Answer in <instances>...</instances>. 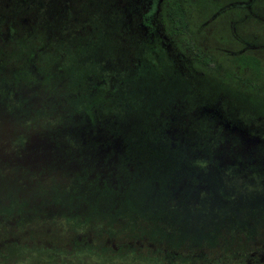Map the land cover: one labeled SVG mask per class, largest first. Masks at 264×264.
Masks as SVG:
<instances>
[{
  "label": "rangeland",
  "instance_id": "rangeland-1",
  "mask_svg": "<svg viewBox=\"0 0 264 264\" xmlns=\"http://www.w3.org/2000/svg\"><path fill=\"white\" fill-rule=\"evenodd\" d=\"M36 2L40 8L36 7V3L32 2L30 7L26 5L24 9H20L17 13L11 10L9 0H0V26H5L3 31L0 30V207L8 202H13V200H17L16 203L21 202L24 192L27 190L35 191L37 185H33L36 180L34 178L46 176L44 174L46 172L51 173L50 170L36 168L42 165L40 159L35 161L36 165H33V169L31 167L29 169L23 167L25 160L21 157L24 154L26 155V153L23 151L18 152V142H20L19 139L22 135L19 126L22 129L24 127L28 128L30 123L31 125L34 123V120L43 124L46 122L50 123L59 113L65 116L62 111L64 108L62 100L57 99L58 97L67 99L69 95L82 93L80 102L86 101L88 103L87 105L82 103L84 106L103 103L107 107L101 109H103V112L110 113V115L106 114L107 121L102 118L98 122L103 123L104 127L110 129V132L119 137L118 142L111 139L110 145L117 144V148L111 150L109 145L100 143L101 139L105 138L104 135H101L100 138L98 132L92 133L90 131L91 122L87 116L84 118L81 114L78 117L80 120L75 118L68 120L66 122L67 125L62 128V134L66 135L67 148L71 149L64 153L66 155L64 158L71 162H67V165L72 166L74 164L75 169L55 170V177H59L62 184L65 185L70 177H76L77 175H82L85 179H88L91 173H96L94 176L99 177L98 168L106 169V174H109L113 179H116L114 173L119 178L125 177L126 170H128V173H132L135 169H124V167L116 169L115 166L119 163L117 158H121L123 152L126 151L134 155L132 163H136V158L144 157L146 161H142L140 165L143 168H148L149 165L157 168L156 162L159 157L163 156L167 167L170 168L172 166V158L175 156L172 154L174 150L170 151L167 149L169 148L167 141H157L155 135L157 126L150 121L148 115L144 114V107L148 103L153 110L158 109L157 115H165L163 126L167 125V121L171 123V119L167 118L168 116L166 115V113L168 114L167 103L169 104L174 99L175 95L171 94L173 93L172 88L177 86V79H167L162 74L161 76L159 74L158 78H156L157 74H155L152 82L156 84L155 86L160 83V87L159 91H156L158 88L154 86L155 91H153L150 86L149 78L151 76L149 71L139 65L135 68L130 62L131 59L135 61L138 59L136 63L147 60H141L140 56H138H143V51L141 50V53L136 52L137 48L129 45L133 41L122 35L119 38V42L116 41V43L119 47H123L121 49L123 54H127L126 56L122 54L117 56V53L111 59H104L100 55L92 56L91 45L94 44L92 40H94L96 35L94 32L98 33V37L100 35V28L92 25L94 23L93 18H96L97 23L99 22L104 30L105 36L102 35L103 43L109 40L111 28L114 26L119 28V14L115 18L116 22L111 23V16H109L106 5L93 8L91 7V1H89L88 7L86 0H71V2L68 1L70 3L67 5H65L63 0H36ZM185 2L189 5V30L198 46L204 50L211 51L215 55L219 53L225 54V49L238 51L245 47L251 48L254 53L261 55L264 63V0H185ZM246 3L249 4L250 10L254 11L255 15L243 21L236 19L230 10L234 8L247 9L249 6L247 8L243 6ZM70 11L74 13L73 17H69L71 16ZM248 12L247 10L244 15H247ZM13 14L16 15L15 25H13L16 29L12 26L9 34L6 23L13 17ZM30 17L31 22H28ZM3 19L4 21L7 19V22H4ZM84 19H87L86 23H88V26L92 25V29L79 26ZM206 19L210 20L204 28L199 30L200 23ZM81 25H84V23ZM43 28L49 30L47 38ZM29 50H34V56H37L34 66L30 65V62L22 57V54L27 57ZM58 63L60 70L56 66ZM181 69L185 70L184 73L186 74L184 77L186 76L188 83H191V88L183 92L182 96L180 95L179 97L177 95L175 97L179 99L178 102L181 109H177L176 118L170 124V130L168 129L165 135L173 138L180 136L181 139L179 141L184 139L188 142L197 140L198 148L201 150L207 146V141L213 134H216V136L223 135L221 138L223 141L230 137L231 140L228 138L230 141L228 144L231 148V154L235 155V160L241 159L242 161L236 163L235 169H264V141L261 140L264 138V93L254 92L249 94L229 88L226 84L214 78V75L208 74L207 70L203 73L201 71L193 72L185 68ZM116 81L117 89L114 86ZM118 82L122 85H118ZM93 84H100V86L95 89ZM99 87L102 90L107 89L105 90L107 94L93 95L92 92L98 90ZM162 90L165 91L166 96L164 98L160 93ZM14 91H16L15 96H13V93L15 94ZM160 95L161 98L157 99L156 97ZM5 96H8L6 100ZM53 98L58 102L55 101L53 103L61 104L58 111L54 112L51 109V111L38 114V116L33 114V117H38L34 120L21 121V118L24 117L22 114L27 115L30 111H45L46 104H48L46 102ZM27 100L29 102L23 106V103ZM69 102L66 101L64 104ZM203 104L211 107L202 108L201 105ZM157 105H159L158 108ZM197 105L200 107L197 108L198 115L195 116L192 111ZM71 107H73V102H70L69 108ZM214 108L218 110L216 113L217 118L221 115L230 124L236 123L234 132L226 129L220 132V127H217L220 125L217 122L220 124L222 122L211 119L208 113L209 111H214ZM9 113L12 114L9 115ZM6 119H12L10 120L11 123L6 125ZM116 119L119 125L116 123ZM12 123L15 124L17 132L9 130L14 129L11 126ZM179 123L181 127L189 128L188 133L177 129ZM253 123L255 127H252ZM149 128H152L149 131L152 130L154 134L147 133L146 130ZM88 130L90 133L85 132ZM248 130L257 133V135L250 134ZM29 133L31 134L32 132ZM94 135L95 137H93ZM148 137L151 141L142 139ZM213 139L218 140L217 137ZM106 142H108V139H106ZM181 143L183 144V142ZM222 149L226 150V148ZM255 149L258 150L256 155L262 156L263 160L255 158L252 160L253 167L250 168L248 153L250 150ZM53 150L59 156H53L50 161L59 163L63 159L64 149L61 151V148L56 144ZM181 152L183 151L179 150L174 153L182 155ZM227 155L222 157L223 163L235 161L228 158ZM252 156L254 157V154ZM174 159L175 162L183 163L182 157L177 158L175 156ZM92 166L97 172L92 169H80V167L90 168ZM167 171L168 169H150L148 177H150L151 172H154V180L157 186L161 187L163 180L167 181L165 175L163 176ZM183 171L185 170L173 173V175H180L182 180L184 173L179 174V172ZM244 172L242 171L240 174L243 179L235 182L234 186L236 187H233V190L241 193L244 198L246 194L250 196L246 199H241L240 195L236 198H231L230 201L232 203L235 201L237 204L234 208L236 213L233 218L236 222L239 219H242L241 221H244V218L247 219L245 224H238L241 227H238L237 231L252 233L256 230L253 235L258 233L261 239L255 238L252 240L251 247L255 246L260 253H264V245H262L264 244V173L260 181H253L250 179L246 180L249 177L252 178V175L248 171L245 174ZM157 177L161 179L157 180ZM152 186H155V184H152ZM17 187L20 188L15 192ZM198 189L201 190V188ZM198 192V190L195 192L197 194L194 199L199 204L201 199ZM204 193V190L201 191V198L203 199L198 205L201 208V214H203L202 205L205 202ZM250 193H253V197ZM38 196L40 197H36L37 202L40 200L39 198L43 197L42 195ZM94 198L104 201L107 196L106 194L97 193ZM169 201L176 202V199H169ZM210 201H215L212 196H210ZM35 203L36 200L35 202L29 201L26 207L31 208ZM81 209L84 210V208L78 210L81 211ZM73 210H76V208ZM75 214L71 218L78 220L77 214L79 213ZM23 215H20L22 219L15 215L0 219V240L8 236L20 239L26 237L24 241H28L30 235L33 234L51 239L52 237L49 235L52 233L51 230L55 228V225L58 228L61 224L59 221H55V218L61 219L64 213L62 209H55V211H47L46 209V211L36 212L31 218L34 219L31 224L28 223L30 218ZM209 215L216 217V212H211L210 210ZM89 216L95 215L92 213ZM91 220L92 218H89L88 223H91ZM188 221L180 220L176 222L175 225H172L173 230L180 231V226L185 223L188 225ZM47 230L49 234L46 232ZM58 233V236H61L60 231ZM69 236L70 234L67 236L63 234L61 238H66L65 240H67ZM258 241H261V244H256ZM247 258L246 261L248 263L249 259ZM262 261H264V258Z\"/></svg>",
  "mask_w": 264,
  "mask_h": 264
},
{
  "label": "trees",
  "instance_id": "trees-1",
  "mask_svg": "<svg viewBox=\"0 0 264 264\" xmlns=\"http://www.w3.org/2000/svg\"><path fill=\"white\" fill-rule=\"evenodd\" d=\"M63 1H65V5L71 2V0ZM89 1H91V7L93 8L101 7V5L108 7L111 23L116 22L117 14H119L120 19L119 28L116 26L111 28L109 40L103 43L104 30L101 28L100 23H97L96 18H93L94 23L92 25L100 28L99 37L95 31L96 35L92 40L94 43L91 45L93 57L100 55L104 59H111L116 56V53L117 56H120V54L126 56L127 54H123L121 49L123 47H119L116 43V41L119 42L122 35L133 41L129 45L137 48L136 52L141 53V50L143 51V56H138L141 60H147L136 63L138 59L136 61L131 59L130 62L135 68L139 65L149 71L151 76L149 81L153 91H155L154 86L156 84L152 82V79L155 74H157L156 78L159 74L160 76L162 74L167 79H177V86L172 88L173 93L171 94L175 95L174 99L169 104L167 103L168 114L166 113V115L167 118L171 119V123L176 118L177 109H181L179 99L175 97L177 95L182 96L183 92L191 88V83H188L186 76L184 77L185 70L183 71L181 68L198 72L202 66H205L212 74L222 77L224 80L234 79L236 72L231 66L223 65L225 72L221 75L218 72L220 64L215 60L213 54L203 52L193 40V35L187 27L190 16L187 8L189 5L186 4L185 0H86L88 7ZM9 2L11 10L17 13L20 9H24L26 5L30 7L32 2L36 3V7H39L36 0H9ZM118 9L120 13H117ZM36 12L38 11L36 10ZM70 13L71 16L69 17H73L74 13L71 11ZM15 16L13 14L8 22L5 19L8 31H11L12 26L15 25ZM86 20L84 19L81 23H84V25L80 24L79 26L92 29V25L88 26ZM28 22H31V17ZM13 27L16 29L15 26ZM156 27L158 30H156ZM4 28L5 26H0L1 31ZM117 29L119 30V36ZM43 31L46 32L47 38L49 30L43 28ZM103 45L105 46L103 47ZM33 51L29 50L27 57L24 54H22V57L34 66L37 56H34ZM138 56L137 58H139ZM56 59L58 58L56 57ZM252 60L253 63H250L252 72L249 73V76H243V79L249 78L250 80L247 81L249 87H245V89L255 91L256 87L263 86V83L259 71V60L255 56H252ZM56 66L59 67V63ZM109 71L111 72V70ZM116 83L117 81L114 86L117 89ZM118 85L122 84L118 82ZM93 86L96 89L100 84H93ZM156 87L158 88L156 91H159L160 83ZM105 90L107 89L102 90L99 87L98 90L92 93L93 95L107 94ZM14 92L13 96L16 95V91ZM160 93L163 98L166 96L165 91L162 90ZM81 95L82 93L69 95L67 99L58 97L57 99L62 100L64 106L62 111L65 116L59 113L50 123L43 124L35 121L34 119L38 117H33V114L38 116V114H44V112L51 111V109L54 112L58 111L61 104L57 105L58 102L54 98L46 102L48 104H46L45 111H30L27 115L22 114L24 115L21 118L22 122L33 119L34 123L32 125L30 123L28 128L24 127L22 129L19 126L22 132L20 141L24 139L23 134L32 132L38 137L50 139L55 146L57 144L61 148V151L64 149L63 159L58 164L47 165L48 163H46L45 169H75L74 164L72 167L67 165V162L70 161L64 158L66 157L64 153L71 148H67L66 135L62 134V128L67 125L66 122L70 119L80 120L78 117L81 114L84 118L87 116L91 122V130H89L92 133L98 132L100 138L101 135H104L105 138L101 139L100 143L109 145L111 150L117 148V144L110 145L109 143L111 139L118 142L119 137L110 132V129L104 127L103 123L98 122L102 118L107 121L106 114L110 115V113L103 112V109H101L107 106L103 103L84 106L82 103L85 105L88 103L86 101L80 102ZM161 95L156 98H161ZM7 98L8 96H5V100ZM176 99L177 101H175ZM55 101L57 103H53ZM66 101L73 102V107L69 108L70 102L64 104ZM27 102L29 100L25 101L23 106ZM53 105L54 107H52ZM146 105L144 114L148 115L150 121L157 126L155 132L157 141H167L169 146L167 149L174 150L172 154L177 158L182 157L183 163L175 162V156H173V158L171 157L172 166L168 168L163 156L157 160V168H153L152 165L143 168L140 165L146 159L144 157L136 158L134 164L132 163L134 155L126 151L123 152L121 158H117L119 163L117 162L118 164L115 166L116 169L121 167L135 169L132 173H128V170H126V174H128H125V177L119 178L114 173L116 179H113L109 174H106V171H102L99 177L92 175L91 178L85 179V177L79 178L80 175H77L76 177H70L65 185L62 184L61 180L56 179L49 184L37 186L34 192L33 190H27L24 192L21 202L16 203L17 200H13V202H8L0 207V214L3 215V218L24 214V217L30 218L28 223L31 224L34 221L31 218L35 213L46 211V209L47 211L62 209L64 216L61 219L55 218V221H59L61 224L58 228L55 225V228L51 230L53 235L52 233L49 234L48 230L46 231L52 237L51 239L37 236V234L30 235L28 241H24L26 237L24 239L15 237L10 239L8 236L2 238L3 240H0V264H264V261H262L264 253H260L255 246L251 247L252 240L255 238L261 239V237L258 233L253 235L256 230L252 233L237 231L238 227H241L238 224H245L247 219L235 221L233 215L236 213L234 208L237 204L235 201L233 203L230 201L231 198H236L239 195L241 199L244 198L241 193L233 190V187H236L234 186L235 182L243 179L240 175L242 171H245L244 174L248 171L252 175V178L249 177L246 180L260 181L264 169H235L236 163L242 161L241 159L235 160V155L231 154V148L228 144L231 138L228 137L229 140L227 138L223 141L221 140L223 137L221 133L222 136L213 134L203 150L198 148L197 140L188 142L184 139L179 141L180 136L176 138L166 136L165 134L171 127V123L167 121V125L163 126L165 115H157L158 109L153 110L148 103ZM158 107L159 105H157ZM199 107L197 105L192 111L195 116L198 115L197 108ZM201 107L210 108L211 106L203 104ZM214 109V111H206L210 114L211 119L222 122L221 124L217 122L220 125L217 126L220 127V132L224 129L234 132L231 126L236 123L230 124L221 115L217 118L216 113L218 110L217 108ZM10 120L12 119H6L7 123L5 124L11 123ZM226 122L229 124L228 126L225 125ZM116 123L118 124L117 119ZM11 126L14 128V132L18 131L14 123ZM252 127H255L254 123ZM150 129L152 128L146 130L147 133L154 134L152 130L149 131ZM177 129L183 132L187 131V133L189 131L188 127H181L180 123ZM89 130L85 132L90 133ZM252 132L250 134L257 135V133ZM214 137H217L218 140L213 139ZM106 139H108V142H106ZM142 139H145V141L150 140L149 137ZM261 140L264 141V138ZM222 148H226V150ZM179 150L183 151L181 152L182 155L174 153ZM257 151L255 149L250 150L249 153L247 152L249 154L248 158H250L248 159L250 168L253 167L252 160L255 158L263 160L262 156L256 155L258 154ZM252 154H254V157ZM226 155L235 161L223 163L222 157ZM41 166L43 169V164ZM80 169L95 168L92 166L90 168L80 167ZM150 169H168L163 174L167 181L163 180L161 187L157 186L154 180V172H151L150 177H148ZM181 170H185L179 172V174L184 173L182 180L180 175H173V173ZM159 179L161 178L157 177V180ZM152 184H155V186H152ZM18 188L20 187H17L15 192L18 191ZM198 188H201V190ZM197 190L201 200L203 199L201 198V191H205V196L202 195L205 198L202 205L203 214L200 213L201 208L198 206L201 200L198 204L194 199ZM97 193L106 194L107 199L102 201V199L94 198ZM250 194L253 197V193ZM38 195L43 197L39 198L40 200L37 202L36 197H40ZM210 196L215 201H210ZM249 196L246 194L244 199ZM173 198L176 199V202L169 201ZM35 200L36 203L31 208L26 207L27 202H35ZM75 208L76 210H73ZM80 208H84V210H78ZM210 210L216 212V217L209 215ZM75 213H79L77 214L78 220L71 218L76 215ZM92 213L95 216H89ZM89 218H92L91 223H88ZM180 220L185 222L189 220L188 225L186 223L183 226L179 225L181 230L174 231L172 225ZM59 231L61 236L63 234L66 236L70 234V236L65 240L66 238L58 236ZM258 243L261 244V241L256 244ZM236 246L238 247L236 248ZM246 257L249 259L248 263Z\"/></svg>",
  "mask_w": 264,
  "mask_h": 264
},
{
  "label": "flooded vegetation",
  "instance_id": "flooded-vegetation-1",
  "mask_svg": "<svg viewBox=\"0 0 264 264\" xmlns=\"http://www.w3.org/2000/svg\"><path fill=\"white\" fill-rule=\"evenodd\" d=\"M244 7L247 8V6H249L248 3L243 5ZM237 7V5H236ZM188 8V6H187ZM247 10L249 11L247 15H244ZM231 13H233V15L235 16L236 19H241L242 21L245 19H249L250 16L255 15L254 11L250 10V6L247 9H237L234 8L232 10H230ZM210 19H206L204 21H202L199 25V30H201L202 28H204V26L208 23ZM237 21V20H236ZM189 23L190 21H188L187 27L189 30ZM156 30H158V28L156 27ZM200 47V46H199ZM200 49L203 52H207V53H211L213 54L215 60L217 62H219L220 66L218 67V72L222 75L223 72H225V70L223 69V65L224 66H231L232 69L234 70V72H236V75L234 76V79L231 78L230 80H224L222 79V77H218L215 74H212L210 71L207 70V68L205 66H202L200 69L201 72L205 73L206 70L208 71V74H210L211 76H213L214 78H216L217 80H219L221 83L226 84L227 87L229 88H233L235 90H240L242 92H246L249 94L252 93H264V63L262 61V57L259 54L254 53L251 48H243L242 50H229V49H225V54L219 53L218 55L212 53L211 51L208 50H204L203 48L200 47ZM253 53V54H252ZM252 56L257 57V59L259 60V66H260V72L262 75V79L261 82L263 83V86H259L256 87L257 89H255V91H250L245 89V87H249L247 84V81H250L249 78H246V80L243 79V76H249V73L252 72V66L250 65V63H253L252 60ZM261 93V94H263ZM7 125V124H6ZM226 126H228L229 124L226 122L225 123ZM236 124H232L231 129L234 130ZM11 130V129H9ZM13 130V129H12ZM24 139H22V141L18 142V148L19 151H23L24 153H26V155L24 154L23 158L25 161L23 162L25 165H23V167H27V169H29L30 167L33 169L34 166L36 165L37 160L40 159L41 164L43 165V169L46 168L47 165H52L55 163V161H50L52 160L53 156H56L57 153H55V151L53 150V148L55 147V145L53 144L52 141H50V139H46V138H41L40 136L38 137L36 134H23ZM59 156V155H57ZM30 163V165L28 166V164ZM46 163H48L47 165H45ZM55 164H58L57 162ZM72 167V166H71ZM37 169H42V166H38L36 167ZM47 171H51V173H44L46 176L43 177H38V178H34L35 182L33 185H46L52 182V180H61L59 177H55L56 175V169H45ZM94 172L97 170L96 169H92ZM99 173L101 174V172L106 171V169H98ZM51 175V176H50ZM94 176V173L90 174L91 176ZM102 177V176H101ZM79 178H83L82 175L79 176ZM83 184V183H82ZM84 185V184H83ZM82 185V186H83ZM55 205V204H52ZM16 217H19V214L16 215ZM0 219H3V215L0 214ZM12 239V238H10Z\"/></svg>",
  "mask_w": 264,
  "mask_h": 264
}]
</instances>
